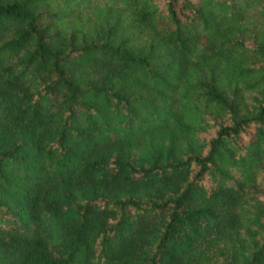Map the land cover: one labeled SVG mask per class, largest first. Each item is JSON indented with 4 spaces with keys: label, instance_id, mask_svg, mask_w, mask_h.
<instances>
[{
    "label": "trees",
    "instance_id": "16d2710c",
    "mask_svg": "<svg viewBox=\"0 0 264 264\" xmlns=\"http://www.w3.org/2000/svg\"><path fill=\"white\" fill-rule=\"evenodd\" d=\"M0 264H264V0H0Z\"/></svg>",
    "mask_w": 264,
    "mask_h": 264
}]
</instances>
